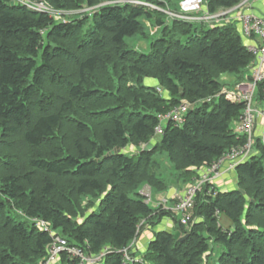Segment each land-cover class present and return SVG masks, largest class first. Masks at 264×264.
Masks as SVG:
<instances>
[{
  "label": "trees",
  "instance_id": "obj_1",
  "mask_svg": "<svg viewBox=\"0 0 264 264\" xmlns=\"http://www.w3.org/2000/svg\"><path fill=\"white\" fill-rule=\"evenodd\" d=\"M25 1L64 15L89 11L64 21ZM243 1L206 0L212 13ZM151 16L130 0H0V264H44L54 234L88 256L104 253L95 264H125L121 250L141 222L165 215L186 237L156 231L133 264H264L261 136L235 167L236 188L197 193L190 228L140 191L146 182L163 186L154 174L159 152L191 180L248 142L237 129L245 103L223 93L228 83L221 76L244 80L255 62L233 21L175 19L168 27L158 19L163 31L150 51L136 52L126 39L142 33L143 18ZM183 103L189 108L182 124L161 118ZM129 146L137 151H121ZM84 197L91 206L100 202L80 222ZM57 261L81 264L67 251Z\"/></svg>",
  "mask_w": 264,
  "mask_h": 264
},
{
  "label": "rangeland",
  "instance_id": "obj_2",
  "mask_svg": "<svg viewBox=\"0 0 264 264\" xmlns=\"http://www.w3.org/2000/svg\"><path fill=\"white\" fill-rule=\"evenodd\" d=\"M156 1H159V0H156ZM181 1L182 0H166L165 2H163L164 4H159L157 2H152L149 0H140V2L149 3L155 7L142 5L151 11L152 16L143 18L144 29H143L142 33L137 34V35L132 36V37H128L126 39L127 45L130 48L134 49L136 52L137 51L138 52H149L151 49L152 42L154 41V39L158 35H160L162 27H163V25L158 24V22H157L158 19H165L164 20L165 26L167 25L168 27H172L175 19L183 20L186 22H194L196 25H199L202 23H210L211 18H213V20H217L218 18H219L218 20L224 19V18L226 19L234 11L238 10V12H240L239 8L242 7L246 2H248V0H244L240 5L235 6L234 8H231V9L220 8V9H217L216 12L212 13L208 9V5H207L206 0H204V3L201 6V8H198V10L196 9V10H192V11H188V12H185L182 10ZM87 11H89L87 8H83V9H79V10L70 11L66 15H64L63 11L59 12V14L57 11H55V13H53V16L57 17L59 19L62 18V20H64V21H67V20L71 21L72 19H74L76 17H81V14H84V12L87 13ZM244 15H255V13H253V12L238 13V16H239L242 24H244V21H245ZM163 29H165V28H163ZM247 74H248V71H247L245 76H247ZM223 77L224 76H221V79H223ZM245 79L239 81L238 78H236V80H234L230 84L226 81L228 83V85H226L225 89H228V90L230 89L231 91H233V90L237 89L236 87L238 85H240L243 81H245ZM146 81L151 86L153 84H156V82H157L156 80H154L152 78H147ZM129 84L133 85V82H129ZM231 84H234V85H231ZM156 86L159 87V84ZM157 89L159 92L161 91L160 92L161 95L164 94V89H162V88H161V90L159 88H157ZM257 98L258 97H257V93H256L255 99H254V106L259 108V109H264V100L263 101L261 99L257 100ZM259 120L262 121L263 118L258 117L257 121L255 123V129L253 131L254 132L253 133V145H252V148L250 150V155H251V153L256 151L255 146H254L255 141H256V137L261 136L262 139L264 138V132L261 131L262 133L260 132V135L257 134V125H258ZM143 148L151 149L152 145H151V147L149 146V144L144 145ZM118 151H120V149H118ZM121 151L132 153V152L137 151V148H135L133 146H129L128 148L121 150ZM110 154H111V152L108 153L106 156H108ZM154 161H156V163H157L156 167L154 169L156 181H162L161 185H163V186H158V187L156 186L155 187L154 184L146 182V183H143L141 185L140 191H141V193L147 191L151 194L152 199L150 201V204L156 208L157 207H163V205L160 204L163 201V199H166V202L164 203V207H166V208L174 207L176 205V202H177V199H176L177 194H184L188 190V188H190V186L197 183L196 181L199 177H197L195 179L193 178L191 180H188L186 173L175 169L174 165L170 162L168 154L165 152L157 153L154 156ZM203 171H204V168L202 170V173H203ZM200 172H201V170H200ZM225 175L227 177L226 179L232 180L229 183L230 186L228 188H225V189L236 188L238 186V177H237V173L235 171V168L230 167V164H225V166H223V168L221 169L220 175L213 178L211 186L209 183H206L203 185V188H204V186H206L207 188H210L209 189L210 191H212L213 187H217V188L222 189V187H218L217 180L222 179ZM212 184H214L215 186L214 185L212 186ZM91 199L92 198H90V197H84L81 200V204H82L81 207H83V210H82V213H80L78 218H77L80 222L83 221L86 218V215L90 212V210L94 206H97L100 202V199H95L94 200V203H95L94 206H91ZM166 210H168V209H166ZM175 216L177 218H179V215L175 214ZM191 219L187 225H185L183 223L182 224L184 226H186V228H190L193 225L196 218L193 217L192 221H191ZM157 221L158 222L156 224L155 223L151 224L148 222V220L144 219L140 224L138 236L131 241L129 246H127V248L131 249L132 251L134 249L135 252H133V255L138 257L139 259L143 258V254L147 251V248L149 246L150 241L148 242V239H147L148 237H146L144 234L146 231H149L150 235H154L156 233V231H160V230L171 231V232H174L175 234L179 231L178 230V222L171 216L165 215L163 218H160ZM182 237H185V235H182V232H181V238ZM219 252H220L219 247H215V252H214L213 256L211 258H209V260L212 263L217 262ZM46 262L44 264H46ZM49 264H58V261L57 260L52 261Z\"/></svg>",
  "mask_w": 264,
  "mask_h": 264
},
{
  "label": "built area",
  "instance_id": "obj_3",
  "mask_svg": "<svg viewBox=\"0 0 264 264\" xmlns=\"http://www.w3.org/2000/svg\"><path fill=\"white\" fill-rule=\"evenodd\" d=\"M25 2L31 5V7H34L35 9L40 11L49 12L51 15H53V13H55L56 11L45 3L31 4L28 1ZM130 2L155 7L149 3L140 2V0H130ZM203 3L204 0H182L181 8L185 12L196 9L198 10V8H201ZM244 19V34L249 37H255L259 41L257 44L248 46L249 50L255 56V62L250 66L245 81L238 85L236 87L237 89L233 91H231L230 89H224L223 93H225L227 97L229 99H232L233 101H241L245 103V109L237 125V129L241 133L248 135V142L244 146L232 148L220 159L215 161L212 165L204 168L202 176L196 181L197 183L190 186V188H188V190L184 194H177V202L174 207H164L166 199H163V201L160 203L161 205H163V208H166L179 215L181 223L185 225H187L191 219L192 209L195 203V196L199 191H201L203 185L206 183L211 184L213 178L220 175L221 169L223 168V166H225V164H230V167L235 168L238 163L249 158L250 150L253 145V131L255 129V123L258 117H262L264 119V109H259L254 106V99L258 87L260 84H264V16L244 15ZM210 21L216 20H213V18H211ZM188 108L189 105L187 103H183L180 106L173 108L166 115L161 116V118L171 119L177 125H180L185 120V114L187 113ZM162 133L163 127L160 125L156 128V134ZM142 194L144 195L146 202L150 203L152 199L151 194L147 191L143 192ZM38 223L45 230H48L50 228L49 223H46L44 221H38ZM63 251H67L73 256L79 257L81 259V264H95L101 260L102 255L104 254L102 253L99 256H88L84 251H82L81 248L69 246L66 239L54 234V242L51 246L50 256L46 264H49L52 261H56L60 253H62ZM121 252L123 253L125 264H133L134 262L141 261V259L134 256L132 250L127 247L123 248Z\"/></svg>",
  "mask_w": 264,
  "mask_h": 264
},
{
  "label": "crops",
  "instance_id": "obj_4",
  "mask_svg": "<svg viewBox=\"0 0 264 264\" xmlns=\"http://www.w3.org/2000/svg\"><path fill=\"white\" fill-rule=\"evenodd\" d=\"M240 12H238V10L234 11L228 18H224V19H220L219 23H226L229 21H233L235 23V26L237 27V30L240 32L242 38H243V42L247 45H254L257 44L259 41L257 38L255 37H249L246 36L243 32V24L241 23V20L238 16V13H246V12H253L255 13V15L258 16H264V0H248V2H246L242 7L239 8ZM237 12V13H236ZM250 68V66H249ZM248 68V71H249ZM223 79L224 81H227L229 84L232 83L234 80H236L237 78V74L235 73H227L225 75H223ZM234 85V84H231ZM258 100V98H257ZM264 132V119L262 121L259 120L258 125H257V134L260 135V132ZM261 132V133H262ZM226 175L222 178V179H218L217 183H218V187H222V189L228 188L230 185L229 183L232 181L230 179H226ZM173 198V197H172ZM145 236L148 237V242L152 239V237L154 235H150L149 231H146Z\"/></svg>",
  "mask_w": 264,
  "mask_h": 264
},
{
  "label": "water",
  "instance_id": "obj_5",
  "mask_svg": "<svg viewBox=\"0 0 264 264\" xmlns=\"http://www.w3.org/2000/svg\"><path fill=\"white\" fill-rule=\"evenodd\" d=\"M149 146L151 147V144H149ZM175 237H176V238H180V239H184V238L186 237V235H185V237H182V238H181V232L178 231V232L175 234Z\"/></svg>",
  "mask_w": 264,
  "mask_h": 264
}]
</instances>
